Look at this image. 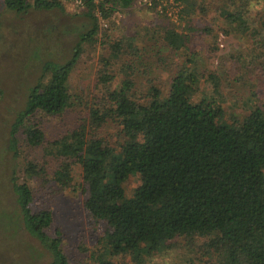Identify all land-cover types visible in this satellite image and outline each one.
Segmentation results:
<instances>
[{
    "label": "trees",
    "instance_id": "trees-1",
    "mask_svg": "<svg viewBox=\"0 0 264 264\" xmlns=\"http://www.w3.org/2000/svg\"><path fill=\"white\" fill-rule=\"evenodd\" d=\"M131 1L100 0L97 7L106 16ZM254 2L216 0L213 8L225 25L224 31L234 29L249 38L252 52L245 63H264V8L254 12ZM2 3L17 13L30 5L63 11L59 0ZM183 3L179 17L187 31L176 30L168 22L149 39L184 53L191 37L186 22L195 10V1ZM94 7L86 1L81 13L88 23L77 32L69 56L41 63V73L47 72V79L43 81L40 74L28 87L23 105L8 127L7 148L13 156L18 150V131L28 145L44 140L41 128L28 121L35 111L58 114L72 106L66 80L81 43L95 38ZM199 9L203 11L205 6L200 4ZM202 29L210 33L209 27ZM106 46L108 54L100 56L98 63V81L103 85L111 79L109 64L117 62L121 54L136 56L139 52L132 36L113 39ZM193 57L191 52L188 62L169 63L174 73L163 97L149 78L143 93L134 92V63L121 62L123 78L118 84L105 86V98L88 107L83 121L67 139L58 138L45 150L58 160L50 180L67 188L73 184V165L80 167V185L85 192L82 206L92 218L104 221L101 239L110 254L128 251L140 255L142 248L145 253L153 252L175 237L209 235L208 243L216 250L227 244L224 264H264V106L254 104L241 117L224 120L218 103L195 95L198 76L191 65L182 64L194 63ZM108 120L118 126L120 140L116 143H110L98 130ZM24 171L34 174L41 168L27 161ZM130 173H136L140 183L127 195L123 181ZM8 180L22 227L47 254L42 264H70L60 246L59 229L53 234L46 231L51 211L30 207L32 191L14 172ZM98 258L95 264H114Z\"/></svg>",
    "mask_w": 264,
    "mask_h": 264
},
{
    "label": "rangeland",
    "instance_id": "rangeland-1",
    "mask_svg": "<svg viewBox=\"0 0 264 264\" xmlns=\"http://www.w3.org/2000/svg\"><path fill=\"white\" fill-rule=\"evenodd\" d=\"M59 1L63 11L30 5L17 13L5 8L0 0V264H42L48 259L20 223L8 180L12 172L31 189L30 207L51 211L52 221L46 231L53 234L55 228L59 229L60 246L70 264H95L98 256L114 264H224L227 244L216 250L208 243L209 235L175 237L153 252L145 253L142 248L140 255L128 251L110 254L101 239L104 221L92 218L82 206L85 192L80 185V167L73 165V184L59 188L50 180L58 160L45 150L54 140L67 139L68 133L83 121L88 107L105 98V86L114 88L118 84L123 78L121 62L134 63V92L143 93L149 78L160 88L163 97L174 73L170 64L189 60L192 52L194 63L182 64L191 65L198 76L195 95L218 103L224 120L241 117L254 104L264 106V63H245L252 52L249 38L234 29L224 31L225 25L213 8L216 0H194L195 10L186 22L191 37L185 52H179L149 37L168 22L176 30L187 31L180 14L177 20H171L154 5L132 0L127 7L117 8V13L112 11L103 17L107 24H98L93 42L81 43V52L66 80L72 106L58 114L35 111L28 121L41 128L44 140L38 145H28L18 131V150L13 156L7 148L8 127L15 111L23 105L28 87L40 74L43 81L47 79L48 73H41V63L67 58L77 32L88 23L81 13L85 7L73 5L71 0ZM180 1L182 8L184 3ZM263 1L252 3L254 12L264 8ZM200 4L205 6L203 11ZM203 26L209 27V34ZM125 35L133 37L139 52L136 56L121 54L117 62L109 64L107 73L111 79L103 85L98 81V63L100 56L108 54L106 42ZM241 58L244 61L240 63ZM98 130L110 143L120 140L118 126L113 121L108 120ZM27 161L41 171L26 174ZM139 183V176L130 173L123 181L126 194L134 193Z\"/></svg>",
    "mask_w": 264,
    "mask_h": 264
},
{
    "label": "built area",
    "instance_id": "built-area-1",
    "mask_svg": "<svg viewBox=\"0 0 264 264\" xmlns=\"http://www.w3.org/2000/svg\"><path fill=\"white\" fill-rule=\"evenodd\" d=\"M87 0H71L73 5H76L78 7H85ZM93 4H95L94 7V15L96 17V23L102 24V26H105L107 23L103 19V14L101 10L97 7V3L100 0H90ZM141 4L149 5V6H155L158 10L163 12L168 18L171 20H177L180 9H181V1L180 0H139ZM113 12H118L117 8L113 10Z\"/></svg>",
    "mask_w": 264,
    "mask_h": 264
}]
</instances>
